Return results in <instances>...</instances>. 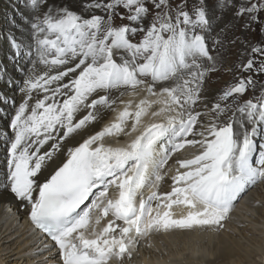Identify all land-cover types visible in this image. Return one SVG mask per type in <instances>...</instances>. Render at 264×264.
Returning <instances> with one entry per match:
<instances>
[{"label": "snow or ice", "instance_id": "snow-or-ice-1", "mask_svg": "<svg viewBox=\"0 0 264 264\" xmlns=\"http://www.w3.org/2000/svg\"><path fill=\"white\" fill-rule=\"evenodd\" d=\"M30 8V37L44 67L29 70L7 125L14 138L3 192L53 242L62 264H122L153 232L222 227L241 194L264 181V143H257L264 94L244 99L253 76L264 74V0H213L211 7L209 0H31ZM223 10L262 38L232 36L236 24L216 23ZM238 40L243 50L229 65ZM221 71L233 82L210 96L206 85ZM138 90L146 96L134 111L129 102L101 131L66 144ZM236 113L242 131L234 128ZM148 115L153 122L123 147L103 143L136 132ZM186 147L197 154L176 160L171 192L159 193L162 169ZM58 154L66 160L49 173ZM110 189L118 198H108ZM174 206L187 214L174 218Z\"/></svg>", "mask_w": 264, "mask_h": 264}, {"label": "rangeland", "instance_id": "rangeland-1", "mask_svg": "<svg viewBox=\"0 0 264 264\" xmlns=\"http://www.w3.org/2000/svg\"><path fill=\"white\" fill-rule=\"evenodd\" d=\"M10 1V3L14 4L13 6L6 7L1 6L0 8V32L4 34V38L7 37L8 34L12 35L13 38H16V36L20 37L22 34V28L25 24H27L26 17L28 18L31 8V0H5ZM74 4L76 3V0H71ZM213 0H209V7L212 6ZM224 14L221 19L217 20V25L223 24L225 21L232 22L236 24V27L233 29L231 35L239 37L240 39H246L247 41H251L252 43L258 42L262 36L259 33V31H253L251 33L243 32L240 28L241 25H243V20L235 21L233 19L232 13L227 10H223ZM11 13L10 17L8 14ZM22 13H26L25 18H22ZM19 14V15H16ZM102 14V13H97ZM217 15H221V9L217 8ZM12 19V20H11ZM116 23H122L119 19L116 20ZM21 27V29H20ZM21 47L19 50H15V58H17L19 55L23 57V62L21 64L22 70L28 74V71L33 66V56L30 51H27L25 49V45L20 44ZM31 47V46H30ZM243 50V45L238 40L237 43L233 46L229 47L228 50V64L231 65L234 62L237 61L238 53ZM18 53V54H17ZM14 57H10L11 59H15ZM248 57L245 56L244 59L246 60ZM227 67V65H226ZM24 73V74H25ZM245 75H247L245 73ZM15 77V76H14ZM253 79L256 81V85L254 89H251L247 96L244 97V99L253 98V96H259L261 94H264V74H255L253 76ZM233 82L232 79V73H228L226 71H221L219 73H216L212 75L211 80L207 83L206 89H211L215 93H219L220 90H222L227 84ZM6 85L8 87H13V89H16L19 86V82H14V80L7 78ZM18 89V88H17ZM142 99L145 98V94H140L136 99ZM4 99V98H0ZM139 99V100H140ZM131 103L132 108L130 110H135V105L139 102ZM127 102L126 104H128ZM240 103H243V101H240ZM7 105L9 103H6ZM125 104V105H126ZM124 105V107H125ZM11 107V105H8ZM200 106L197 110H199ZM123 110V109H122ZM229 115H232L231 112L228 113ZM239 113H236V116H239ZM151 121L154 120V118L150 115ZM226 117H221L220 121L221 123L226 122ZM131 127V124L128 126L126 130H129ZM247 127H251L250 125H247ZM235 128V125H234ZM2 133V131H1ZM139 134V133H138ZM137 136V134L132 135V137L129 139L131 141ZM2 138L7 139L8 134L2 133ZM257 143H264V138L257 137ZM105 144V143H104ZM108 146V145H106ZM198 149L188 147L182 150L181 152H178L174 154L172 158L176 156H180L182 158H185L192 154H197ZM170 159V160H171ZM258 159V155H257ZM168 161V165L165 167V169H162V172L166 174L165 177H168L170 174L169 171L172 168V164H170L171 161ZM150 188V187H149ZM256 198L257 202H259V209L256 210L257 213H250V220L255 221L254 224H260L262 225L264 222V181L257 182L255 185L250 186L245 193L241 194V197L238 198V200L234 204L233 211L230 215L238 214L237 210L241 208L242 201ZM246 210L242 209L241 212L244 213ZM263 212V213H261ZM6 215H9L11 220L15 219V217L12 214V211L9 209L6 210ZM253 216V217H252ZM263 217V218H262ZM10 220V221H11ZM229 218L222 222V227L219 228H199L201 234H195L193 233L194 229L191 230H174L175 232L169 233L166 236L158 235L156 232H153L148 237H144L141 241V244L137 247L135 246L132 251V258L127 259L125 258L122 262V264H128V262H131L135 259H140L141 254H145L148 259L150 258H162L161 260H164V257L166 256V260H177L178 262H173L174 264H191V259L188 258V251L191 247V245H197V246H205L207 245L204 254H202V257L200 258V261H202V264H213L212 260L213 258L218 254L219 247H223L224 245H228V249H233L237 253V257L233 258V260H241L240 264H252L257 256L256 253L260 248V244L258 243L262 231H254L255 235H248L249 229L244 232L243 237L237 230H232L230 226V222H228ZM4 220L0 221V224H2ZM228 222V223H227ZM106 224V219H102L100 223V229H102ZM21 224L14 222L13 226L8 230L4 235L1 236L0 234V264H59L62 261H59V256L56 255L57 252H55V248L49 249L44 255L41 257H32L28 262V257L34 256L32 252H30L29 245L27 244L28 237L25 233L22 231ZM251 227L249 223H243L242 227L243 229ZM191 232V233H190ZM177 233V234H176ZM174 234V235H173ZM7 235L5 238L1 239ZM10 235V236H9ZM195 235V236H194ZM235 235V236H234ZM154 237V238H153ZM171 238V239H170ZM208 239V240H207ZM152 240V241H151ZM207 242H205V241ZM225 241L223 243H221ZM156 243V244H155ZM179 254V258L177 259L172 258L176 256V254ZM36 255V253H34ZM174 255V256H173ZM199 258L195 259L198 261ZM180 262V263H179ZM204 262V263H203ZM232 261L225 260L219 264H231ZM62 264V263H61ZM110 264H121L117 260H113L110 262ZM137 264V263H136Z\"/></svg>", "mask_w": 264, "mask_h": 264}, {"label": "bare ground", "instance_id": "bare-ground-1", "mask_svg": "<svg viewBox=\"0 0 264 264\" xmlns=\"http://www.w3.org/2000/svg\"><path fill=\"white\" fill-rule=\"evenodd\" d=\"M13 5L14 4L10 3V1L8 2L5 0H0V8H1V6L10 7ZM10 15H11V13L8 14L9 17H10ZM16 15H19V14H16ZM25 15H26V13H22L23 19L25 18ZM28 18H29V16H28ZM28 18L27 17L25 18L26 21L28 20ZM20 29H21V27H20ZM21 33L22 34L20 35V37L16 36V38H13L12 35L8 34L7 37L4 38V34L0 32V98H4V99H0V221L4 220L2 222V224H0V234L2 236L8 230H10V228L13 226L14 222H17L18 224L20 223L21 224L20 226L23 228L22 229L23 233H25L28 237L27 244L29 245V247H31L30 252H32V254L34 255V256L28 257V259H27V262H28L32 257L43 256L44 255L43 253H45L49 249H53V247L48 241H46L44 239V237L42 235H40L38 232L34 231L32 225L30 224V222L28 220L26 211L23 210V208L19 206V202L14 200L13 197L9 193L3 192V182L5 179L4 173L6 171V146L11 141V139L14 138V134H13L11 128L8 127L7 125L10 123L11 118L15 114L16 108L18 107L19 103L21 102L22 93L20 92V89L23 87L24 79L27 78V76L29 75V71H28V74L26 75V73L21 68V64L24 60L23 57L19 55L17 58H15V56H16L15 50L16 49H13L10 46V42H9L10 39H15L17 41V43H19V44H22V45L24 44L25 49L32 53L33 66L34 65L36 66V72L37 73L42 74V70L44 67L43 65H39L37 62L38 57H37V54H36L35 49H34V44H33L31 37H30V29H29L28 23L23 26ZM10 57H14L15 59L10 60ZM33 66H32V68H33ZM7 78L14 80V82H19V86L17 87L18 89L17 88L13 89V87H8L6 85ZM207 91H208L210 96L217 94V93L213 92L211 89H207ZM140 94H145V96H146L145 92L139 91V90H138L137 94H135V95H125L122 98L123 102L117 106L116 111L106 113L104 116V119L102 121L95 123V124H92V125H89L87 127V129L82 130L79 134H77L75 136L74 140L73 139L67 140L66 144L68 146H73L74 144H76L77 141L82 143L83 140L87 139L89 135H92V134H95L96 132L101 131L105 126H107L108 124L115 121L117 115L119 114V111H121L124 108V105L127 102H130L132 104L137 102V100H139L140 98H138V99H136V98ZM6 103H9L8 105H11V107H9ZM199 110L206 111V109H203L202 105L200 106ZM79 115L82 116L83 113H80ZM236 117H237V124L235 125V129L242 131V129H239L240 115L236 116ZM205 119H207V117H205ZM152 122L153 121H151L150 115H148V116L143 118L141 125L138 127V130L136 132L131 133V135H123L122 134V137H124V141H120L121 139L118 141L117 136H112V137H106L104 139L103 143H105V145H108V146L110 145L112 147H123L126 143L130 142L129 139L132 137V135H135V134L139 135L140 132L143 131L144 127H146L148 124H150ZM130 124H131V122H129V125ZM1 131H2V133L7 132V134H8L7 139L1 137V134H2ZM186 148H188V147H186ZM191 157H192V154H190L189 156H187L185 158H182L180 156H176L170 160L171 161L170 164H172V168L169 171L170 174L168 175V177H165V180L163 182H161V184L159 185V188L157 189V191L159 193L171 192L172 181H171L170 177L175 174V170L177 168V164L175 163L176 160L186 159V158H191ZM54 159H55V162L52 163L51 167H49V169H48L49 173H51L56 167L62 165V163L65 162L66 155L58 154L57 157ZM151 191H152L151 188L146 187L143 190L144 196L146 197L147 195H149L151 193ZM108 198H111V199L118 198V192H116L115 189H110ZM139 201H140V197L138 196L137 197V206L139 204ZM154 204H155V202H154ZM240 205H241V208H239L237 210L238 214L233 213L232 215L229 216L228 222L233 224L232 226H230V228L233 231L237 230L243 237H245L244 232L247 231L248 229H249L248 235L250 234L253 236L255 235V232H254L255 230L256 231H258V230L262 231L261 237L258 241V243L261 246L255 255L257 257L252 264H264V222L262 225H260V224L257 225V224H254L255 221H251L249 218L250 215H252L250 213H257L256 210L259 209V202H257L256 198H252V199H248V200L244 199ZM8 209L10 211H12V214L15 217V219L11 220L12 217H10L9 215H6V210H8ZM242 209H245L246 211L244 213H242L241 212ZM157 210L161 211V212L164 211V209H157ZM171 211L173 212L174 218H179L183 215H186L188 209L184 206H174ZM261 213H263V212H261ZM243 223H249V225L251 227L243 229V228H241ZM199 228H201V227L193 228L194 229L193 233L200 235L201 232H200ZM213 228H215V227L208 228V229H213ZM96 229L99 230L100 226L97 225ZM172 232H175V231L173 230ZM169 233H171V231H169V232H164V231L156 232V234L162 235V236L163 235L166 236ZM171 235H172V233H171ZM6 236L7 235L2 237L1 239L5 238ZM143 238L144 237L139 239L138 243L136 244V247L141 244V241L143 240ZM224 242L225 241L222 240L221 243L225 244ZM206 246H207L206 244H205V246H197L194 244L191 245V247L188 251V254H187L188 258L191 259V261H193V262H191V264H202V261H200V258L202 257V254H204L203 252H204ZM34 253H36V255ZM56 255H58V254H56ZM179 255H180V253L179 254L177 253L176 256L173 255L174 257H172V258L176 257L177 259L180 260L181 257L179 258ZM235 257H237V253L233 249H228V245H224L223 247L222 246L219 247V252L213 258L212 263L213 264H219L225 260H230V261H232V263L230 262L231 264H240L241 260H235V259L233 260V258H235ZM197 258H199L198 261L195 260ZM161 259L162 258H160V257L159 258L153 257V258L148 259L147 256H145V254L143 253V254H141L140 259H135L131 262H128V264H136V263L137 264H174L173 263L174 261L178 262L177 260H166V256L164 257V260H161ZM59 261H61L60 258H59ZM61 263H59V264H61ZM119 263H121V262H119Z\"/></svg>", "mask_w": 264, "mask_h": 264}]
</instances>
